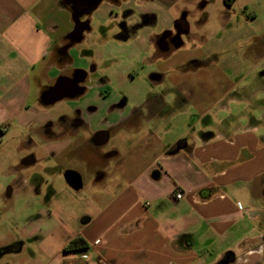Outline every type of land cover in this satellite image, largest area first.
Here are the masks:
<instances>
[{
  "label": "crops",
  "instance_id": "crops-1",
  "mask_svg": "<svg viewBox=\"0 0 264 264\" xmlns=\"http://www.w3.org/2000/svg\"><path fill=\"white\" fill-rule=\"evenodd\" d=\"M102 1L79 10L73 0H0V127L15 122L22 131L21 160L33 156L45 168L48 161L57 174L45 188L42 170L31 180L15 171L7 197L40 198L31 236L46 264H221L228 254L232 264H264V97L255 105L256 95L230 80L218 91L223 78L186 76L180 68L202 67L189 62L152 76L167 84L166 94L133 108L117 94L102 97L98 71L84 94L67 99L68 109L40 102L45 86L87 67V36L62 56L57 49L79 23L87 22L82 29L88 34L105 28L95 22ZM115 1L122 16L124 6L132 11L131 0H110V8ZM144 1L181 7L174 30L185 12L190 32L191 19L200 18L201 30L209 23L198 11L201 0ZM229 17L222 16L223 28ZM163 34L152 43L157 46ZM178 47L169 44V51ZM100 132L109 134L102 146L94 141ZM112 137L114 153L104 152ZM76 168L89 175L86 191ZM69 174L79 178V188L67 182ZM84 192L89 196L79 195ZM78 236L89 251L63 253Z\"/></svg>",
  "mask_w": 264,
  "mask_h": 264
},
{
  "label": "rangeland",
  "instance_id": "rangeland-1",
  "mask_svg": "<svg viewBox=\"0 0 264 264\" xmlns=\"http://www.w3.org/2000/svg\"><path fill=\"white\" fill-rule=\"evenodd\" d=\"M73 1L79 10L89 8L91 5V0ZM109 1H102L98 14L95 16V22L105 28L99 27L100 29L97 28L94 32L90 31L87 35L86 48V51H90L92 55L86 58L87 66L94 61V64L98 65V75L105 77L106 83L110 84L108 88L100 89L102 97H108L111 93L117 94L120 97L119 101L125 100L128 106L133 108L142 100L146 101L147 98L156 96L158 93L166 94L167 84L154 82L152 76L164 75L163 70L171 73L172 70L168 68L175 63L199 62L202 65L200 69L190 71L187 70L189 67H185L180 68V71L185 69L186 76L194 74L222 77L218 91L225 87V80H230L239 91L243 88L247 95L254 93L255 105H258V100L263 99L264 0H201L198 11L209 17V23L201 30L198 27L201 23L200 18L191 19L192 32L182 37L181 42L184 46H179L175 51L163 50L160 44L156 46L152 41L170 27L174 30L173 22L178 11L181 12V7L176 5L166 8L156 1L140 2L139 0L137 3L138 0H131L133 13L123 19L120 2L115 1L116 6L110 8ZM123 1L121 0V4L125 2ZM124 7L125 14L129 13L127 9L130 6ZM191 10H194L193 6L189 9ZM222 16L224 18L230 16L225 28L222 27ZM150 18V23L145 24ZM122 20L127 23V26L130 22V26L133 27L132 31L127 29V33L133 35L128 41L117 36L118 26L123 23ZM204 32L207 33L205 41L202 40L205 36ZM196 35L198 37H195ZM165 53L167 56H161ZM175 70L176 73L179 72V69ZM34 90L36 94L35 84H33V92ZM96 97L98 98V95ZM34 99L33 95L32 100ZM92 101H95L94 96ZM98 105H104V102H98ZM47 106L69 108L67 100H60ZM6 129L8 131L0 140V264H46L49 259L44 255L42 245L31 236L38 229L34 219L38 214L40 198L22 193L8 199L7 195L11 183L16 178L15 171H19L31 180L34 175L32 173L42 170L46 173L42 174L45 176L43 179L45 188L57 178V174H51L54 169H51L48 161L45 163L46 168L41 164L20 168L19 162L23 152L20 148L19 135L22 131L17 128L15 122L6 124ZM113 138L103 148L104 152L114 153L112 147L117 139ZM134 139L136 136H133L132 140ZM123 154L128 155L127 151H123ZM74 171L81 173L84 191H86L90 187V182L87 181L89 175L84 174L82 168H76ZM79 195L87 197L88 194L84 192ZM234 261L233 259L227 264H232Z\"/></svg>",
  "mask_w": 264,
  "mask_h": 264
},
{
  "label": "flooded vegetation",
  "instance_id": "flooded-vegetation-1",
  "mask_svg": "<svg viewBox=\"0 0 264 264\" xmlns=\"http://www.w3.org/2000/svg\"><path fill=\"white\" fill-rule=\"evenodd\" d=\"M229 3V2H227ZM125 12L123 13V19L125 17V19L129 16L130 13L125 14ZM188 14L187 12H185V14H183V18L181 20H178L175 24V30L172 33H165L160 37V42L158 44H160V47L163 50H168L169 51V44H173V45H179L180 47L183 46L184 43L181 42L182 37H185V35H189L190 34V25L189 22L187 21V16ZM185 15V16H184ZM123 21V20H122ZM84 27H81L77 30H75V32H73V34L67 36V38L65 39V41L63 42V44L57 49V54L59 56H62L63 53H67L69 50H72L75 48V42L76 41H83L85 39V37L88 35L89 32H87V27L85 29H82ZM119 29V33H118V38L122 39V40H130L133 35H129L127 32L132 31L133 27L132 26H127V23H125L123 21V23H120V26H118ZM128 29V30H127ZM85 54L87 55L88 58H90L92 55H90L91 53L89 52H85ZM69 62V59L67 60ZM71 61V60H70ZM197 65H200L201 63L199 62H195ZM95 73H97V66L96 64L92 63L91 65H88L86 68H74L72 71H70L67 74H63L60 75V77L55 80V82H53V84H49L47 86H45V88L43 89L41 98H40V102L43 105H47V101L53 97H56L60 94H67V95H74L75 93H77V87L76 84L77 82H79V86L81 88H83V92L82 94H84L87 91V85L90 84L91 82V78L94 77ZM106 78L99 76V78L97 79V85H99L101 88H105V86H108V82L106 83ZM80 94V95H82ZM80 95H74V97H72V99H76L79 98ZM70 97H67L63 100H67ZM123 102L125 103V100H123ZM51 106H47V108H49ZM80 125H83L84 123L79 121L78 122ZM7 129L6 126H2L0 127V140H2V138L5 136ZM101 133V132H100ZM99 134V133H98ZM97 135V134H96ZM96 137V136H95ZM95 140V138H94ZM20 168H27V167H34L36 164V161L34 159L33 156L27 157L23 160H21L20 162ZM72 174V173H71Z\"/></svg>",
  "mask_w": 264,
  "mask_h": 264
},
{
  "label": "trees",
  "instance_id": "trees-1",
  "mask_svg": "<svg viewBox=\"0 0 264 264\" xmlns=\"http://www.w3.org/2000/svg\"><path fill=\"white\" fill-rule=\"evenodd\" d=\"M100 0H98L99 2ZM87 22L85 24H82V23H79L78 26H77V29L81 28V27H85L87 26ZM76 29V30H77ZM90 247H89V244L87 243V241L81 237V236H78L74 239H72L63 249V253L65 254H78V255H81V254H84V253H87L89 251ZM233 260V257L231 256V254L227 255L221 264H225V263H228L229 261H232Z\"/></svg>",
  "mask_w": 264,
  "mask_h": 264
},
{
  "label": "water",
  "instance_id": "water-1",
  "mask_svg": "<svg viewBox=\"0 0 264 264\" xmlns=\"http://www.w3.org/2000/svg\"><path fill=\"white\" fill-rule=\"evenodd\" d=\"M78 83H79V82H77V84H76V87H77V93H75L74 95H80V94H82V92H83V88H81V87L79 86ZM74 95L71 96V95H67V94H64V93H63V94H60V95H58V96H56V97H53V98L49 99V100L47 101V105L54 104V103H56L57 101L63 100V99H65V98H67V97L72 98V97H74ZM108 138H109V134H108L107 132H101V133H99V134L96 135L94 141H95V143H96L98 146H102V145H104V144L107 143ZM66 180H67V182H68V183H69L74 189L79 188V186L76 185V183L79 181V178L74 177V178H72V179L70 180V174H69V175H66Z\"/></svg>",
  "mask_w": 264,
  "mask_h": 264
},
{
  "label": "built area",
  "instance_id": "built-area-1",
  "mask_svg": "<svg viewBox=\"0 0 264 264\" xmlns=\"http://www.w3.org/2000/svg\"><path fill=\"white\" fill-rule=\"evenodd\" d=\"M176 199H178V200L182 199V194H178V195L176 196Z\"/></svg>",
  "mask_w": 264,
  "mask_h": 264
}]
</instances>
